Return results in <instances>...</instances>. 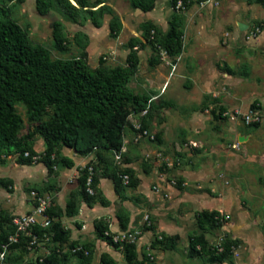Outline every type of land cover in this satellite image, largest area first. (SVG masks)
Here are the masks:
<instances>
[{"label":"rangeland","instance_id":"374dc122","mask_svg":"<svg viewBox=\"0 0 264 264\" xmlns=\"http://www.w3.org/2000/svg\"><path fill=\"white\" fill-rule=\"evenodd\" d=\"M101 1L88 0L90 7L71 19L57 7L40 16L35 0H0V20L18 24L30 42L46 48L53 59L69 60L85 53L93 69L100 59L106 68L126 67L129 39L143 43L137 69L126 87L134 95L149 98V106L146 114H132L128 122H136L149 135L138 140L133 136L131 141L142 151L132 152L134 157L124 155L122 162L136 161L137 171L146 175L144 190L126 195L135 206L131 224L124 202L115 203L114 213L116 218L128 217V226L140 233L135 241L138 259L147 258V264H209L204 256L190 259L186 255L188 237L204 234L208 244L218 250L225 242L233 244L230 258L223 264H264V5L253 0H206L191 6L181 2L179 8H173L171 0H164L152 12L143 13L131 9L129 0H114L115 11L106 3L104 6L120 22L116 38H111V17L107 13L99 16V7H94ZM174 14L184 20L182 52L162 56L143 40L141 25L151 18L154 23L150 24L164 34ZM54 22L61 23L64 52L55 48ZM240 24L246 26L244 31L239 30ZM152 59L157 61L152 64ZM15 112L22 120L21 138L37 123L28 120L25 105L16 104ZM49 119L47 112L42 122ZM33 148L38 156L43 155L39 136L33 137ZM41 165L23 173L18 201L35 206L33 193L38 192L53 203L54 174ZM105 166L101 170L113 171L116 177L124 169L114 160ZM197 169H203L207 181L184 185L179 171ZM161 178L170 188H163L167 184ZM13 189L11 182L7 190L12 193ZM201 194L213 204L207 205L209 209L203 208L205 202L187 205L192 195ZM199 210H216L226 221L202 232L195 217ZM96 225L108 223L102 218ZM92 240L87 242L92 244ZM155 240L162 243L153 245ZM69 244L55 243L47 234L32 246L25 241L9 250L4 262L36 264L53 255L57 264H83ZM103 252L117 264H125L123 248H109L102 242L93 250L90 264H101Z\"/></svg>","mask_w":264,"mask_h":264},{"label":"trees","instance_id":"16d2710c","mask_svg":"<svg viewBox=\"0 0 264 264\" xmlns=\"http://www.w3.org/2000/svg\"><path fill=\"white\" fill-rule=\"evenodd\" d=\"M155 1L129 0V6L133 10L147 13L154 9ZM178 1L171 0V6L174 8ZM180 1L185 6H191L206 0ZM253 1L264 5V0ZM35 2L37 13L43 17L48 15L53 7H57L65 16L75 19L80 10L90 7L88 0H35ZM99 4L100 2L94 7H98ZM104 6H100L96 11L101 17L109 14L111 17L108 24L109 37L116 38L117 30L120 28L119 18L111 10L105 12ZM183 22L181 16L174 14L164 34L155 25L146 22L141 25L143 40L158 51L159 55L165 52L171 57L179 56L183 47ZM60 25V22L53 23V40L55 48L64 52L66 47ZM99 26L100 24L96 25ZM142 47L143 43L139 39L131 38L127 42L129 53L126 56V67L106 68L100 59L97 67L93 69L88 65L85 53L69 60L53 59L46 48L33 45L18 24L10 19L0 20V163L8 156L15 155L17 163L21 165L41 163L48 173L53 174L55 168L74 166L71 159L61 154V149L65 147L79 156L95 153L100 163L107 166L108 159L114 160V153L121 150L124 129L129 124L130 110L138 113L149 105V98L134 95L126 87L137 69L138 50ZM155 61L157 60L150 62L153 64ZM18 103L26 106L28 120L37 123L34 130L21 138L18 133L22 120L15 112V105ZM47 112H50V119L42 122V117ZM34 136H39L43 141L44 153L41 156H38L33 148ZM26 152L29 154L28 157L24 156ZM88 166L93 168V195L86 192ZM119 172L121 175L118 177L113 171L100 172L90 161L79 170L78 191L69 196L64 214L67 217L74 216L78 212L80 201L87 205L96 201L106 204L98 187L101 177L111 178L118 197L125 199V189L136 188L138 180L131 169ZM123 175L128 176L127 184L123 183ZM10 184L11 180L0 179L1 187L7 189ZM54 210L55 208L51 206L47 211L51 218V225L48 228H34L33 233L37 240L51 234L55 243H70L72 254L79 256L83 264H90L93 246L70 241L69 231L64 229L59 221H53L54 218H59V212ZM195 217L202 232L218 227L226 221V217L218 211H200ZM12 218L13 216L0 211V248L7 243L8 237L14 234ZM117 219L120 228L126 230L128 217L117 216ZM95 231L98 238L106 240L107 244L124 249L125 264H147V258L138 259L135 242L123 244L113 242L110 233L105 235L109 232L108 225L102 227L95 225ZM25 241H29V238L21 237L18 243L9 245V250L20 247ZM159 243L162 242L155 240L153 245ZM164 245L172 248L170 245ZM78 247L80 250L73 252V249ZM232 248V243L225 242L218 250L208 244L204 234H195L188 237L186 255L190 259L204 256L209 264H223L230 258ZM99 259L101 264H117L107 253H102ZM57 263V258L51 255L36 264ZM2 264H6V261Z\"/></svg>","mask_w":264,"mask_h":264},{"label":"crops","instance_id":"0c3cea01","mask_svg":"<svg viewBox=\"0 0 264 264\" xmlns=\"http://www.w3.org/2000/svg\"><path fill=\"white\" fill-rule=\"evenodd\" d=\"M111 7L114 11L117 8L116 3L114 0L111 1H101L98 7L106 4ZM164 0H156L155 1V7L156 9L159 4H163ZM153 9V10H154ZM152 10V11H153ZM140 12V10H134ZM150 11V12H152ZM147 12V13H150ZM151 19V18H150ZM146 20L148 23H154L152 20ZM152 102V100H151ZM137 112H132L129 116L131 118L132 114H136ZM134 124H137L136 122H132V124H127L124 133H123V143L121 150L118 152L120 153L121 161L120 163H117L119 165L124 167V169H131L134 172V175L136 179L140 182L136 188H126V189H132L127 190L125 189L124 195L125 199H120L115 192V186L114 182L111 178L108 177H101L99 179V190L101 192V195L103 199L107 202L106 204H102L98 201L93 202L91 205H87L85 202L80 201L78 205V212L71 217H67L64 214L66 202L71 194H73L75 191H78V177H79V170L84 168L85 165H87L90 161H92L97 167L98 170L101 172V168L103 166V163L101 164L100 161L97 159L95 153H91L87 156H79L77 155L73 150L63 147L61 149V154L65 157H68L71 159L74 163V166L72 168H55L54 171V183L56 184V191H53L52 200L53 203H51V206L55 208L54 211L59 212V218H52L53 221H59L64 229L69 231V239L71 241L78 242L81 245L90 244L89 239L92 240V248L93 250L96 249V247L99 245L100 242L104 243L107 247L113 248L111 245L107 244L102 239L98 238L95 231V225L100 219H105L108 223L109 233L112 236H115L116 234H120L129 230L136 229L134 226H128L126 231H123L120 226H118L117 218L114 215L115 213V203H123L125 207L130 212V218H129V224H131L132 219L135 216L134 211V205L129 201V198L126 196L130 194V192H135L136 190H144V179L143 176L146 177L145 174H141L139 171H137V168L135 166V160H127L125 162L123 161V156L126 155L127 157H134L132 155V152L139 153L142 151L141 147H137L133 144L131 141V138L133 136H136L138 133L134 128ZM133 126V128L131 127ZM126 135V137H125ZM42 141V140H41ZM43 143V141H42ZM136 156V155H135ZM6 160L3 163H0V179H10L11 182H13V192L9 193V191L3 187L0 186V211H3L4 213L9 214L10 216L14 215H24L22 213L30 212L33 208V204H30L28 202L24 201H18L17 197L19 193L18 185L21 183V179L23 177L24 172H28V169L34 168V165H40L41 163H35L31 165H21L17 163L16 156H8ZM112 160V159H111ZM110 159H108V162H111ZM113 161V160H112ZM44 167V165H41ZM179 175L182 177V179L185 181L184 185H186L188 182H194V183H200L204 184L208 179L206 178V174L204 173L203 169H197L195 172H189V171H179ZM163 179V178H161ZM164 180V179H163ZM164 183L167 184L164 180ZM147 185V183H145ZM163 188L167 190L170 188V185L167 184V187L162 184ZM187 201V205L191 204L192 207H196V205H199L201 202H205L203 205L204 209L207 208V205L211 206L212 203L209 204V198L206 197L205 194L201 195H192ZM9 203V204H8ZM200 211V210H199ZM216 211V210H215ZM84 227V229H82ZM88 235V236H86ZM107 253L109 256L110 254ZM102 254V253H101ZM112 257V256H110Z\"/></svg>","mask_w":264,"mask_h":264},{"label":"built area","instance_id":"2783aa9c","mask_svg":"<svg viewBox=\"0 0 264 264\" xmlns=\"http://www.w3.org/2000/svg\"><path fill=\"white\" fill-rule=\"evenodd\" d=\"M181 6V1L179 0L176 3V8H179ZM162 56L166 55L165 52L161 53ZM149 106V105H148ZM146 109L142 110V114H146ZM134 129L138 131L135 140L140 139L141 137H146L148 136V132L146 130H141L140 125L134 124ZM25 157H28L29 154L26 152L24 154ZM114 160L117 163H120L121 157L120 153L115 152L114 153ZM88 175L86 178V192L89 195L94 194L93 186H92V181H93V168L92 166H88ZM123 183L127 184L128 183V176L123 175L122 177ZM34 198H35V203L36 205L33 206L31 213L29 214H24V215H17L13 216L11 220V224L14 227L15 231L13 235H10L8 237L7 243L1 245L0 248V264L3 263L6 254L9 251V245L18 243L20 241L21 237L29 238L28 244L29 246L34 245L37 242V237L34 235L33 230L35 227H40V228H48L51 225V218L49 217L47 211L51 208V204L49 201V198L46 196H40L38 192L33 193ZM84 229V227L82 228ZM105 235H109V232H106ZM140 235L138 231H126L120 234H116L115 236H112V240L115 243H134L137 239V236ZM80 248L73 249V252L79 251ZM86 254V252H85ZM152 259V258H151Z\"/></svg>","mask_w":264,"mask_h":264},{"label":"water","instance_id":"95a60500","mask_svg":"<svg viewBox=\"0 0 264 264\" xmlns=\"http://www.w3.org/2000/svg\"><path fill=\"white\" fill-rule=\"evenodd\" d=\"M238 27L240 31H244L246 29V26H244L243 24H240Z\"/></svg>","mask_w":264,"mask_h":264}]
</instances>
